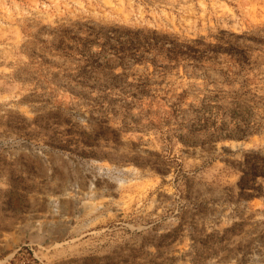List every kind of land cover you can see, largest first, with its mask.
<instances>
[{"label":"rangeland","instance_id":"374dc122","mask_svg":"<svg viewBox=\"0 0 264 264\" xmlns=\"http://www.w3.org/2000/svg\"><path fill=\"white\" fill-rule=\"evenodd\" d=\"M0 264H264V0H0Z\"/></svg>","mask_w":264,"mask_h":264}]
</instances>
